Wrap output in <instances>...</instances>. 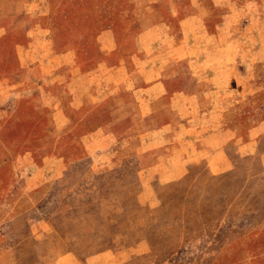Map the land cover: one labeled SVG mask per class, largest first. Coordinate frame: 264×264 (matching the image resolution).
I'll return each instance as SVG.
<instances>
[{"label": "rangeland", "instance_id": "rangeland-1", "mask_svg": "<svg viewBox=\"0 0 264 264\" xmlns=\"http://www.w3.org/2000/svg\"><path fill=\"white\" fill-rule=\"evenodd\" d=\"M255 124L264 0H0V264H264Z\"/></svg>", "mask_w": 264, "mask_h": 264}, {"label": "crops", "instance_id": "crops-1", "mask_svg": "<svg viewBox=\"0 0 264 264\" xmlns=\"http://www.w3.org/2000/svg\"><path fill=\"white\" fill-rule=\"evenodd\" d=\"M261 125L255 124L245 129L243 132H238L229 139L228 143L231 147H235L237 150H242L241 155L245 157L248 161H253L255 159H260L264 162V149L258 150L259 141L261 140L262 130ZM260 136V137H259ZM257 153V154H256ZM233 159V158H232ZM218 166V167H217ZM215 174L218 177H226L229 175V180H232V174L229 169L222 168L219 164L216 165Z\"/></svg>", "mask_w": 264, "mask_h": 264}]
</instances>
